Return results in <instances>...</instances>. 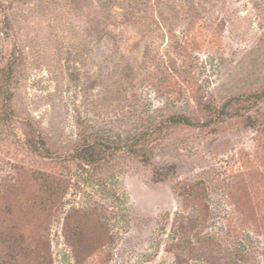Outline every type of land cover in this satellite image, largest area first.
<instances>
[{"label":"rangeland","instance_id":"rangeland-1","mask_svg":"<svg viewBox=\"0 0 264 264\" xmlns=\"http://www.w3.org/2000/svg\"><path fill=\"white\" fill-rule=\"evenodd\" d=\"M7 62L0 264H264V135L201 110L264 89V0H0Z\"/></svg>","mask_w":264,"mask_h":264},{"label":"trees","instance_id":"trees-1","mask_svg":"<svg viewBox=\"0 0 264 264\" xmlns=\"http://www.w3.org/2000/svg\"><path fill=\"white\" fill-rule=\"evenodd\" d=\"M11 27L6 21L3 22L1 33L5 34L10 31ZM12 76V66L11 62H7L3 67L0 68V122L2 124H7L12 116L13 112L10 107L11 95L8 90V82ZM264 98V89L253 94L242 95L239 97L231 98L224 102L219 107H210L209 105H204L201 110L209 111V113H214V115L219 118H231L240 117L246 122V126L262 133L264 135V114L258 109L254 110V107L262 101ZM167 125L172 126H192V122L183 115L173 114L169 116L166 120ZM31 128L30 133L26 135L25 145L32 152L47 151L44 141L38 132H35L33 126H28ZM206 125V124H204ZM143 142L137 145L130 146L129 152L135 156H140L143 159L144 164L149 163V155L151 154V149H147V140H142ZM105 151L99 145L83 140L73 148L72 154L68 157L70 161H75L83 169L84 167L96 166L100 161L105 158ZM174 174V167H167L165 169L154 168L152 176L155 182H162L166 178ZM197 184H191L188 187V195L197 188ZM187 191V190H186Z\"/></svg>","mask_w":264,"mask_h":264}]
</instances>
